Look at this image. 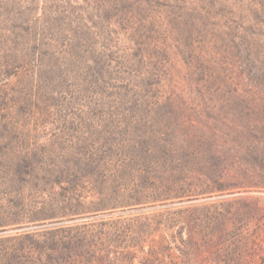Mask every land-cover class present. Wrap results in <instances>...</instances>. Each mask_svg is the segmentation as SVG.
Listing matches in <instances>:
<instances>
[{
	"label": "rangeland",
	"instance_id": "rangeland-1",
	"mask_svg": "<svg viewBox=\"0 0 264 264\" xmlns=\"http://www.w3.org/2000/svg\"><path fill=\"white\" fill-rule=\"evenodd\" d=\"M0 264H264V0H0Z\"/></svg>",
	"mask_w": 264,
	"mask_h": 264
}]
</instances>
